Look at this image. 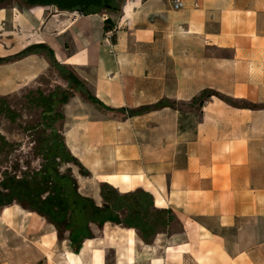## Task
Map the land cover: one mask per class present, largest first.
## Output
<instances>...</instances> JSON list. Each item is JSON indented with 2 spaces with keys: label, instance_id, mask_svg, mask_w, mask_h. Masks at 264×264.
Returning a JSON list of instances; mask_svg holds the SVG:
<instances>
[{
  "label": "crops",
  "instance_id": "1",
  "mask_svg": "<svg viewBox=\"0 0 264 264\" xmlns=\"http://www.w3.org/2000/svg\"><path fill=\"white\" fill-rule=\"evenodd\" d=\"M170 1L86 15L0 5V98L48 71L44 50L13 57L42 45L100 106L63 110L60 144L87 173L78 187L141 191L166 215L147 241L105 222L75 243L10 204L0 264H264V0Z\"/></svg>",
  "mask_w": 264,
  "mask_h": 264
},
{
  "label": "rangeland",
  "instance_id": "2",
  "mask_svg": "<svg viewBox=\"0 0 264 264\" xmlns=\"http://www.w3.org/2000/svg\"><path fill=\"white\" fill-rule=\"evenodd\" d=\"M13 1L19 0H0V5ZM49 64L48 71L39 77L36 85L0 98V138L4 143L0 142V182L10 177L29 184L35 180L38 182L41 175L40 178L36 173L33 177L31 172L41 171L46 166L54 168L58 164L55 170L61 180L57 185L62 188L66 206L71 208L61 211L58 216L51 214L65 219L64 226L59 227V240L67 236H91L105 222L118 223L148 237L162 227L166 215L154 210L145 194L136 192L124 196L110 186L91 182L86 183H90L88 186L78 187L74 175L86 178L87 173L80 172L61 148L58 133L64 118L63 110L71 105L73 113L82 114L89 107L100 110V106L93 101L88 86L71 69L58 63ZM59 158L62 162H58ZM8 187H12L10 181ZM0 192L4 193L1 184ZM12 204L21 209L18 204ZM39 223L43 224L41 220Z\"/></svg>",
  "mask_w": 264,
  "mask_h": 264
},
{
  "label": "trees",
  "instance_id": "3",
  "mask_svg": "<svg viewBox=\"0 0 264 264\" xmlns=\"http://www.w3.org/2000/svg\"><path fill=\"white\" fill-rule=\"evenodd\" d=\"M25 2L28 6L52 5L60 11L72 12V10H75L83 15L96 13L100 10H111L115 7L114 0H25ZM34 49L44 50L46 58L48 59L49 63L53 65L57 64L52 59L51 52L49 50H46L42 45L27 48L23 52L18 53L13 57L14 58L20 57L21 55L29 53L33 51ZM1 61H4V60L0 59V62ZM92 99L95 103H97L94 98ZM158 106H160V104L155 105V107H158ZM146 109L147 108H143L141 110H146ZM0 112H1V109H0ZM0 142L1 144L4 145L1 138H0ZM70 160L73 161L79 167V164L74 159L70 157ZM58 162H62L60 158ZM57 165L58 164H55L54 168H48L46 166L41 171L38 170L36 172H31V175L33 177L36 173H39L38 174L39 177L41 175L42 178L40 177L41 180L39 179L38 182L35 180L29 184L25 180L20 181L21 179L19 180L16 179V177L5 178V181L2 180L0 184H1V187L4 193L0 192V208L4 206H8L12 203H16L21 208L39 215L47 223L53 225V227L55 228L58 234L59 227L60 225L64 226L65 219L63 217L55 218L54 216H51V214L58 216L60 215L61 211H64L67 209L71 210V208L66 206V203L64 201L63 192L61 191L62 188L60 189V186L57 185V181L61 180L60 176L56 173V170H55ZM79 169H80V172L85 173V171H83L81 167H79ZM8 181L12 183L11 188L8 187ZM48 182H50V185H47ZM136 192L145 194L141 191H135L133 193H136ZM133 193H130L124 196H129V195H132ZM145 195L149 198L147 194ZM159 212H162V211H159ZM114 224L118 225V223H114ZM161 225L162 227L165 225V220L161 222ZM153 234L149 235L148 237L140 235V237L144 241H147ZM71 239L74 241V238H71ZM74 242L76 243L78 241H74ZM76 248L77 247L75 244V247L73 249L76 250Z\"/></svg>",
  "mask_w": 264,
  "mask_h": 264
},
{
  "label": "built area",
  "instance_id": "4",
  "mask_svg": "<svg viewBox=\"0 0 264 264\" xmlns=\"http://www.w3.org/2000/svg\"><path fill=\"white\" fill-rule=\"evenodd\" d=\"M170 6H171L172 10H179V9L183 8V2L181 0H171L170 1ZM75 14H79L80 15V13H77V12H75ZM109 37H110V34L106 33L104 35V40L108 41Z\"/></svg>",
  "mask_w": 264,
  "mask_h": 264
}]
</instances>
